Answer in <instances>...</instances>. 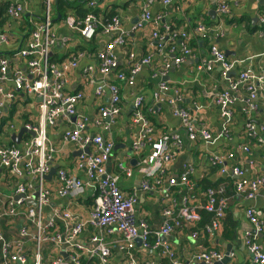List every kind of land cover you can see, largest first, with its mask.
I'll return each instance as SVG.
<instances>
[{
	"label": "built area",
	"instance_id": "2783aa9c",
	"mask_svg": "<svg viewBox=\"0 0 264 264\" xmlns=\"http://www.w3.org/2000/svg\"><path fill=\"white\" fill-rule=\"evenodd\" d=\"M26 1H10L6 9L9 18L7 27L24 20ZM136 1L140 8L139 21L126 31L117 16L103 22L92 12L96 0H88L90 13L83 19L69 16L64 23L86 43L100 36L109 37L108 42L90 52L72 53L65 60L56 62L50 58L52 51L58 45H68L71 39L53 33L49 17L51 0H45L44 18L40 22H29L31 29L24 45L18 47L13 56L0 57V135L14 129L13 123L3 125L2 122L6 110L18 100L19 94L41 100L36 103L38 122L23 123L22 128L28 133L23 134L19 145H0V168L9 170L17 179L10 195H0V264H110L113 248L120 254L119 264H162L165 260L169 264H190L178 260L167 241L168 237L183 229H196L202 211L211 217L210 224L205 227L207 233L221 227L230 201L226 184L207 188L202 203L195 196L194 185L190 181L194 174L192 163L181 164L178 173L169 170L183 149V139L179 134L170 133H162L157 138L154 136L153 127L143 112L144 96L134 95V110L130 115V124L136 128L130 150L136 157V169L141 180L126 194L119 188L118 181L121 176L132 177V167L117 163L116 173L109 171L114 143L108 133L111 124L122 114L120 90L116 82L133 87L136 76L149 66L152 58V55H147L137 59L130 52L127 54V73L118 72L119 61L115 50L128 48L130 35L140 31L145 24L153 27L150 45L154 51L164 57L171 55L173 61L170 64L165 60L159 75H154L158 82L148 112L153 115L159 104H168L173 108V116L179 120L189 143L194 144L198 139L207 143L214 140L207 127L196 128L189 112L179 106L182 101L180 93L174 91L171 94L164 79L172 65L182 63L192 54L188 46L190 39H205L206 31H211L214 39L218 38L220 28L207 29L203 24H197L187 30H173L161 23V15L154 17L151 13L154 4L167 7L173 0ZM214 3L221 17L228 13V5L223 1L214 0ZM259 22L263 26L260 36L264 42V15L259 17ZM9 44L10 38L5 30L0 33V46ZM82 60L91 63L84 67L81 75L82 84L92 88L95 98L90 114L81 110L86 97L80 91H71L68 81ZM235 64L215 44H210L206 58L198 66L199 70L205 71L218 66L225 81L224 88L215 97L222 121L220 135L226 140L231 139L230 127L234 121L232 105L239 103L246 139L255 146L264 147V123L255 125L250 121L257 112L264 115V70L244 69L232 76L230 73L235 70ZM109 76L115 82H109ZM63 120L71 127L63 132L62 142L75 145L81 152L76 158V168L85 179L58 169L55 174L57 184L52 190L45 186V176L50 171L56 151L48 145L46 132ZM29 133H34V136ZM86 148L88 154L84 153ZM240 151L246 154L250 149L241 146ZM234 157L233 152L216 154L208 161L220 177L235 179L234 196L247 202L255 200L260 189L264 188V177L249 178L246 170L237 164L224 167L225 161L234 160ZM23 178L29 181L22 182ZM182 191L185 194L177 200L175 195ZM35 193L36 205L32 207L26 202ZM139 194H151L163 203L160 210L162 223L155 231L145 220L137 218ZM194 201L196 205L191 204ZM77 202L87 205L86 216L82 217L73 209ZM245 217L251 226L242 235V245L250 254L248 264H264V223L251 205L246 206ZM112 230L117 231L120 240L108 243L105 237ZM198 234V230L193 231L191 239L195 240ZM152 236L153 242L150 241ZM137 240H140L139 246ZM137 247L151 253L156 251L158 258L139 262ZM223 257L220 251L200 247L193 259L212 264Z\"/></svg>",
	"mask_w": 264,
	"mask_h": 264
},
{
	"label": "crops",
	"instance_id": "0c3cea01",
	"mask_svg": "<svg viewBox=\"0 0 264 264\" xmlns=\"http://www.w3.org/2000/svg\"><path fill=\"white\" fill-rule=\"evenodd\" d=\"M62 1L66 2L67 0ZM221 1L228 5V13L222 17L217 11L214 0H173L167 7L159 4H154L151 7L153 16L161 15V23L169 25L173 30L187 29L197 24H204L210 29L213 27L220 28L221 35L218 38L214 39L211 34L209 39H201L200 37L190 39L188 46L192 50V54L182 63L173 65L165 77V82L170 87L171 94L174 91L180 93L182 100L179 103L180 108L189 112L196 128L199 129L202 126L207 127L214 140L207 143L202 139H198L194 144L189 143L186 140V135L179 120L173 116V108L171 109L168 104H159L153 113V119L155 121L153 133L156 138L162 133L179 134L182 137L183 149L177 161L173 166L169 167V170L173 173H178L181 164L192 163L194 166V174L190 177V181L194 185L195 196L202 203L204 202V191L206 190L203 189L206 184L205 181L215 183L224 179L218 175L217 169L209 164L208 158L212 155H227L233 152L235 154L234 160L225 161L224 167L230 168L233 163L246 170V175L249 178H253V176L264 177V147L255 146L254 143L246 139L243 129L244 117L240 113L241 106L239 103L234 106L232 105L234 109V121L230 127L231 139L226 140L220 135L222 121L218 115V109L215 103L216 94L225 86L220 68L216 66L211 71L198 69V66L208 54L210 44H215L219 50L223 52L228 51L227 59L229 61L236 62V73L244 69H251L253 71L264 70V42L260 36L263 26L259 22V17L264 15V0ZM26 2V13L30 15L27 19L28 22H40L43 18H38L37 15L40 12L39 5L43 6L44 0H27ZM0 3L9 4L10 0H0ZM83 7L87 10V0H84ZM93 10L98 14L97 17L101 19L109 20L114 16L119 17L126 31H129L133 25L137 24L140 18V8L136 0H96V7ZM211 11H214V14H211ZM75 13L77 15L75 9L63 7L60 14L58 0H51L49 17L53 33L56 36H67L71 39L68 45L64 47L58 45L52 51L51 57L53 56L56 62L65 60L74 50L81 46L79 36L67 28L64 23L67 17H74ZM62 15L64 18H61ZM5 27L10 38V44L0 46V57H11L18 47L22 44L24 45L26 42L28 31L24 20L12 23L10 27ZM152 30V25L145 24L140 31L133 32L130 35L128 48L125 47L115 50L119 67L125 70H127V64L129 62L128 53L132 52L137 59L143 58L146 55H152L149 66L143 68L136 76L133 87L116 82L120 90L122 114L111 124V129L108 133L114 143L108 168L111 173H116L117 163L132 167V177L125 178L121 176L118 181L119 188L126 194L130 193L132 188L141 180V175L137 173L136 169V157L132 155L130 150L131 141L136 131V128H133L130 124V110L134 95L144 96L145 103L148 104L147 101H149L152 105V94L158 82L157 76L155 77L154 75H159L165 60L173 64L171 55L169 57L160 56L154 51V47L150 45ZM108 40L109 37L100 36L94 40L95 46L92 49H96L99 45L108 42ZM89 64L91 63L87 60L80 61L77 68L73 70L68 78L71 91H80L86 97L81 110L88 114L91 113L95 98L92 95V88H88L82 84L81 75L83 74L82 70L84 67ZM108 81L115 82L112 76H109ZM28 98V96L19 97L18 101L25 102ZM13 105L6 110L4 123H13L14 129H8L0 135V143L3 146L9 145L10 141L8 136L10 137L14 132L17 133L25 121L26 123L33 121L29 113L24 110H22L24 112L16 111ZM260 106L263 107L262 104ZM176 107H178V103ZM32 108L33 113L38 114L35 100H33ZM9 116L13 119L9 120ZM250 121L255 125L264 123V115L261 112H257V114L252 116ZM70 127V123L63 120L58 122L55 128H49L46 132L48 145L53 146L56 151L51 167L65 170L68 174L84 180V174L76 168V146L62 142L63 132ZM23 137L24 135L21 139ZM241 146H248L250 152L246 154L242 153L240 151ZM28 181V178L22 179V182ZM233 183L230 185L228 180L225 181L226 187H231L234 194ZM16 184L17 179L12 177L10 171L0 168V195H10ZM56 184L57 180L55 175L50 180L45 179V186L47 188L54 190ZM191 204L196 205L197 202L194 201ZM162 205L161 200L151 194H139L136 206L137 218H145V221L148 218L150 228L157 230L161 225L159 217L157 215L155 216L156 222L154 221L155 225H153L150 213L152 212L153 216V213L156 211L155 209L158 211L161 210ZM248 205L254 207L260 220L264 223V188L260 189L256 199L249 203L238 196L236 201H229L225 221L227 219L229 220L227 222L228 225H230V219L233 222V237L231 235L226 236L227 234L224 233L223 224L216 231L207 233L205 227L210 224L211 217L206 213L203 214L209 218V224L207 223V225L199 228L200 221L195 226L199 232L195 240H192L190 237V234L192 236L194 228L183 229L177 233H172L167 241L176 252L178 260L183 263H199L195 262L193 257L199 252L200 247L206 250H217L225 255L227 245H231L232 248L229 249V262L227 264H248L250 254L242 245L244 231L251 228L245 217V208ZM73 209L82 217L87 215V205L84 202L75 203ZM105 238L108 243H114L120 240V236L115 230H112ZM262 248L264 251V246ZM139 249L137 247L136 250ZM148 253H150V257L142 256L143 258H141L137 256L139 262H142L144 258H151L154 261L158 258L156 251ZM119 260L120 254L116 248H113L109 262L110 264H119Z\"/></svg>",
	"mask_w": 264,
	"mask_h": 264
},
{
	"label": "trees",
	"instance_id": "16d2710c",
	"mask_svg": "<svg viewBox=\"0 0 264 264\" xmlns=\"http://www.w3.org/2000/svg\"><path fill=\"white\" fill-rule=\"evenodd\" d=\"M88 1V0H87ZM83 5H84V0H78V1H76V2H69V1H66V2H64V1H62V0H58V6H59V13L61 14V9L64 7H68L69 9H75L76 11H77V15H76V13L74 14V18H76V19H83L85 16H86V14L87 13H90V10H86V9H84V7H83ZM7 6H8V3H0V33H4V31L6 30V27L5 26H7L8 24H9V18L7 17V15H6V9H7ZM92 12L97 16L98 14H96V12H94V10H92ZM106 17V16H105ZM61 18H64V16L62 15L61 16ZM41 20H43V19H41ZM101 20H103V22L105 21V19H101ZM24 22L26 23V26H27V31L29 32L30 31V29H31V26H30V24H29V22H28V20L27 19H24ZM204 25V24H203ZM207 29H210L209 27H207L206 25H204ZM194 26H191V28H193ZM187 30V29H186ZM211 31H206L205 33H204V35L206 36V38L205 39H209V37H210V35L212 34V33H210ZM212 36V35H211ZM130 38V37H129ZM79 39H80V37H79ZM79 42L81 43V46L80 47H78L76 50H74L73 51V53H77V52H90L91 50H93L92 48H94V46H95V43H94V40L92 41V42H90V43H86V42H84L83 40H79ZM127 42H129V39L127 40ZM147 56V55H146ZM51 60L52 61H54V58H53V56L51 57ZM121 67H118L117 68V70L116 71H118V72H126L127 73V70H125V69H122ZM148 102V104H146L145 102V104H144V108H143V112H144V115L146 116V118H147V120H148V122L150 123V125L152 126V127H154V125H155V121H154V119H153V115H151L149 112H148V108H149V106L151 105V103H149V101H147ZM12 116V115H11ZM11 116H9L8 117V119L10 120V119H13V118H11ZM7 120V119H6ZM26 122V121H25ZM3 123V125L5 124L4 123V121L2 122ZM251 142V141H250ZM9 144L10 145H15V144H13V143H11V142H9ZM0 145H1V143H0ZM228 180V183H230V185L233 183V181H234V179H229L228 177H226V178H224V179H221L220 181H217V182H215V183H210L209 181H205L206 182V184H205V187H203V189H207V188H215L216 186H218V185H221V184H225V181H227ZM228 188V190H227V196H229L230 197V200H233V201H236L237 200V197L236 196H234L233 195V191H232V189H231V187H227ZM230 188V189H229ZM206 191V190H205ZM204 191V192H205ZM185 194V192L184 191H182L180 194H178L177 196L175 195V197H176V199L177 200H180L181 199V197L183 196ZM89 201V200H88ZM87 204H90V202H87ZM156 211L153 213V216H152V212L150 213L151 215H150V218H151V221H152V224L153 225H155V223H154V221L156 222V220H155V216L157 215L158 217H159V221H160V224L162 223V217H161V211L159 210H157V209H155ZM203 213H205V212H201V222L199 223V228L200 227H203V226H205V225H207V223L209 224V218L205 215V214H203ZM225 217H226V215H225ZM145 219V218H144ZM229 220L227 219L226 221H225V218L222 220V223L221 224H223V229H224V233H226L227 235L226 236H228V235H231L232 237H233V233H234V231H233V229H232V226H234V224H233V222L231 221V219H230V225H228V222ZM149 220H148V218L146 219V223H147V225L149 226V228H150V224H149ZM159 224V225H160ZM151 229V228H150ZM158 229V228H157ZM152 230V229H151ZM156 230V229H155ZM154 230V231H155ZM197 231V229H194V231ZM178 232V231H177ZM177 232H175V233H177ZM202 233H204V232H202ZM153 240H154V237L152 236L151 238H150V241L151 242H153ZM141 252H143L142 254H141ZM136 256H139V257H141V258H143L142 256H144V257H150V253H148V251H143L141 248L139 249V250H137L136 251ZM145 259V258H144ZM146 260H151V258H146ZM162 264H169L168 263V261L167 260H165V261H163V263Z\"/></svg>",
	"mask_w": 264,
	"mask_h": 264
},
{
	"label": "water",
	"instance_id": "95a60500",
	"mask_svg": "<svg viewBox=\"0 0 264 264\" xmlns=\"http://www.w3.org/2000/svg\"><path fill=\"white\" fill-rule=\"evenodd\" d=\"M11 1V0H10ZM211 14H214V11H211L210 12ZM30 15L29 14H27V13H25L24 14V19H27L28 17H29ZM225 53V56L227 57V55H228V51H226V52H224ZM172 67H173V65H172ZM235 70L234 71H231V75L233 76V75H235ZM164 80H166V79H164ZM20 95V97H22L23 96V94H19ZM41 100H40V98H36L35 99V102L36 103H38V102H40ZM134 109H133V107L131 108V110H130V113L133 111ZM24 133H28L24 128H20L19 129V131L17 132V133H12L11 135H10V137H9V141L11 142V143H13V144H16V145H19V143H20V141H21V137L23 136V134ZM31 136H34V133H29ZM84 153H86V154H88L89 153V150H88V148H86L85 150H84ZM81 154V152L80 151H77L76 152V155L77 156H79ZM58 170V168L57 167H51L50 168V171H49V173L45 176V179L46 180H50L55 174H56V171ZM35 197H37V193H35L34 194V196L32 197V199H30V200H28L26 203L28 204V205H31L32 207H35V205H36V203H35V201H34V198ZM249 203V202H248ZM54 204V203H53ZM137 242V245L139 246L140 245V240H137L136 241ZM230 248H232V246L231 245H227V247H226V254L224 255V257H223V259L221 260V261H219V262H214V263H212V264H227L228 262H229V258H228V255H229V253H230V251H229V249ZM63 257H65V259H66V256H65V254H63ZM193 264H206V263H204V262H199V263H193Z\"/></svg>",
	"mask_w": 264,
	"mask_h": 264
},
{
	"label": "rangeland",
	"instance_id": "374dc122",
	"mask_svg": "<svg viewBox=\"0 0 264 264\" xmlns=\"http://www.w3.org/2000/svg\"><path fill=\"white\" fill-rule=\"evenodd\" d=\"M41 1V0H40ZM45 1V0H44ZM39 14L37 15L38 18H44V13H45V4L43 2V6L39 5ZM52 12V11H51ZM15 107L16 111H21V112H27L29 115L33 118V122L37 123L38 122V114L33 113V99L31 97L28 98L27 101L25 102H19L18 100L14 103L13 105ZM24 110V111H22ZM141 219V218H140ZM144 220V219H143Z\"/></svg>",
	"mask_w": 264,
	"mask_h": 264
},
{
	"label": "clouds",
	"instance_id": "9594fccd",
	"mask_svg": "<svg viewBox=\"0 0 264 264\" xmlns=\"http://www.w3.org/2000/svg\"><path fill=\"white\" fill-rule=\"evenodd\" d=\"M28 19V18H27ZM23 97V96H22Z\"/></svg>",
	"mask_w": 264,
	"mask_h": 264
}]
</instances>
